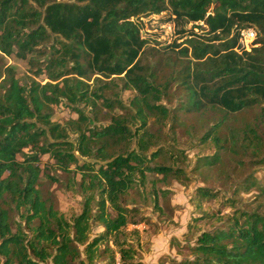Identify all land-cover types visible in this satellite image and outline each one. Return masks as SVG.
Segmentation results:
<instances>
[{"label": "trees", "instance_id": "16d2710c", "mask_svg": "<svg viewBox=\"0 0 264 264\" xmlns=\"http://www.w3.org/2000/svg\"><path fill=\"white\" fill-rule=\"evenodd\" d=\"M154 16L188 36V46L175 39L147 48L141 29ZM251 27L257 38L247 50L239 39ZM10 57L27 60L25 83ZM125 91L133 92L127 104ZM263 103L264 0H0V264H143L130 242L140 232L130 227L148 218L126 197L148 173L187 179L159 144L181 127L179 115L207 123L199 142L216 150L200 165L219 164L222 150L264 163ZM59 105L76 117L54 121ZM50 169L81 196L71 218L43 189L44 179L62 182ZM238 182L257 188L254 207L227 197L212 210L206 203L217 191L196 189L202 214L194 221L217 226L198 232L192 258L178 264H264V187L251 176ZM93 224L102 231L91 236Z\"/></svg>", "mask_w": 264, "mask_h": 264}, {"label": "rangeland", "instance_id": "374dc122", "mask_svg": "<svg viewBox=\"0 0 264 264\" xmlns=\"http://www.w3.org/2000/svg\"><path fill=\"white\" fill-rule=\"evenodd\" d=\"M190 26L191 23L187 25V28ZM197 30L199 33L202 32L200 29ZM141 33L149 40L147 48H162V46L175 39L182 42L181 47L188 46L186 40L189 37H180L173 24L165 22L162 16L144 19ZM256 38L257 29L251 27L241 32L239 40L242 46L249 50L254 46ZM150 53H155V51L151 50L146 55L150 56ZM6 60L7 64L14 67L19 80L25 83L27 77L31 76L27 60L16 57H10ZM39 79L42 82L46 81L44 76ZM132 96L133 92L125 91L122 96L124 103L127 104ZM162 103L166 104L165 101H162ZM175 104L174 100L166 105L171 108ZM262 106H264V103ZM259 109V107H256L237 117H229L226 122L229 127L242 125L246 120L256 116ZM208 114H215L216 116L220 113L208 110ZM75 117L76 114L63 105L54 107L52 117L54 121L63 123L69 118ZM179 118L182 121L181 127L176 129L174 135L172 132L168 133L166 140L160 141L159 144L172 154L173 165L180 167L187 179L186 177L179 179L173 176L162 178L159 174L148 173L145 185L136 184L126 197V201L130 206L136 205L148 218L149 223L130 227L138 228L140 232L139 237L131 238L130 242L133 247L134 260L143 264H178V262L192 258L190 246L194 244L198 232L212 230L217 226V223L209 219L198 222L193 219V217L202 214L196 208L194 199L198 187H209L217 191L219 196L217 202L211 200L206 203L212 210H215L219 205L220 199L227 197H234L238 201L237 205H250L248 208L255 206L253 200L254 195L257 194V188L253 187L244 191L242 185H239L238 182L241 179L251 176L256 180V183L264 187V163L258 162L259 158L252 153L242 157L235 153L232 154L228 150H222L219 152V156L222 158L219 164L212 167L200 165L201 162L198 158L212 155L216 150L211 141L199 142V137L204 132L207 123H205L203 116L199 114H180ZM149 123H151V126L155 125L152 118ZM226 129L224 128L222 131L225 134L228 133ZM164 130L168 132L165 127ZM155 149L156 147H152L151 151ZM43 161H49L47 156L43 157ZM197 165L200 166L199 169H196ZM50 173L56 175L62 182L58 184L49 183L44 179L43 189L45 192L52 194L58 210L66 218H71L81 210V196L75 191L64 188L67 178L65 174L61 172L54 173L53 169H50ZM237 187L238 189H236ZM235 189L236 195H234ZM153 192L158 193L157 204H155ZM228 210L224 209L223 212ZM101 231L102 227L99 224H93L90 235H97ZM105 262L106 260L101 258L94 264H104Z\"/></svg>", "mask_w": 264, "mask_h": 264}]
</instances>
